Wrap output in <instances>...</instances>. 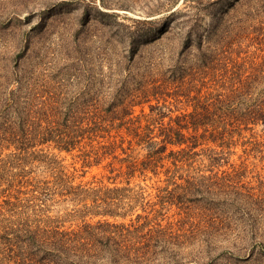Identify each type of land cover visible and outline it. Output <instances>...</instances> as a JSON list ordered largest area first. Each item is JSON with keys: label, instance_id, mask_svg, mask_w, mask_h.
I'll return each mask as SVG.
<instances>
[{"label": "rangeland", "instance_id": "374dc122", "mask_svg": "<svg viewBox=\"0 0 264 264\" xmlns=\"http://www.w3.org/2000/svg\"><path fill=\"white\" fill-rule=\"evenodd\" d=\"M31 88L35 101L54 105L60 129L103 130L69 152L38 139L26 151L2 142V157L16 158L0 189L13 174L30 184L11 188L10 201L21 200L14 206L0 196L5 223L76 230L148 215L180 234L158 239L152 264H264V0H0V137L24 132ZM182 117L186 137L215 128L219 139L153 154ZM101 145L113 148L85 164ZM56 176L126 188L130 205L123 216L90 215Z\"/></svg>", "mask_w": 264, "mask_h": 264}, {"label": "trees", "instance_id": "16d2710c", "mask_svg": "<svg viewBox=\"0 0 264 264\" xmlns=\"http://www.w3.org/2000/svg\"><path fill=\"white\" fill-rule=\"evenodd\" d=\"M35 88H31L30 92H26L24 97V117L22 118V135H17L10 132L9 137H0V182L3 180L2 174H7L13 169L14 160L16 154L10 153L7 156L2 157V142L8 144H14L15 149L19 151L30 150V144L32 140L37 143H54V146L59 150L71 151L75 148L83 138L85 133H92L88 139L92 136H97L96 131H102V127L94 123V126L86 128H77L79 135L72 134L71 131H65L60 129L56 121L55 107L49 101H35ZM197 116V112L189 115V118ZM185 125L180 126L176 130L167 129L165 137L160 143H153L158 145L153 154H163L167 151L168 145L180 147L178 151H169V156L179 155L185 150L182 145H186V148L191 151L197 148L201 140L211 138V141L219 139L217 133L215 134V128H212L209 132V137L205 136V133L198 136L197 134L190 135L188 137L181 131V129H188L187 121L184 117ZM194 120H196L194 118ZM264 125V121H262ZM196 121L192 123V130L197 132L198 125ZM78 126V125H76ZM65 127V126H64ZM63 127V128H64ZM67 128V127H65ZM208 130L204 129V132ZM164 132V131H162ZM221 136V133L218 132ZM103 137V136H100ZM222 139V137H221ZM222 142L224 140L222 139ZM113 146L101 145L92 154L93 161H90V155L86 154L84 163L97 164L100 161V157L108 154L107 151L112 149ZM105 149V150H104ZM99 150H104L99 153ZM187 151V152H188ZM186 153V152H185ZM148 163L152 164V155H149ZM115 158V156L113 157ZM163 158H159L162 160ZM128 161L127 159H122ZM130 162V161H128ZM134 163L127 165L128 170H134ZM62 174V173H61ZM21 176V175H19ZM18 175H11L8 182V186L5 189H0V196H3L2 202L4 205L14 206L19 197H14L15 202H11L12 197L10 190L16 185L25 187L29 184L28 179L24 180L21 177L17 180ZM58 183L63 186L62 192L64 195L71 197L82 196V202H84L85 210L93 216H110L115 217L117 215H124L123 210L125 205L122 203L121 193L126 188L113 186L98 187V188H85L82 185L73 186L71 180H64L61 176H56ZM63 182V183H62ZM1 187V184H0ZM9 190V191H8ZM38 191L39 196L37 200H42L48 196V188L41 187ZM16 194H26L16 189ZM37 189L29 190L32 195ZM6 192H8L6 194ZM171 194L168 192V198ZM135 197L128 195V202ZM31 199H25V203H28ZM87 200L91 201V205L87 206ZM121 205H124L121 207ZM130 209V207H129ZM128 211V210H127ZM3 214L0 211V264H152L154 252V245L159 244V240L179 237L180 234H174L170 225L162 226L160 223H152V220L148 219V215L137 214L135 222L128 224L116 223L108 221L107 219L97 220L94 223H83L76 230H65L59 226H54L51 229L35 228L31 229L29 225L24 223H18L15 225H9L5 223L2 218ZM144 221L141 224H137L139 220ZM174 232V233H173ZM161 245V244H160Z\"/></svg>", "mask_w": 264, "mask_h": 264}]
</instances>
